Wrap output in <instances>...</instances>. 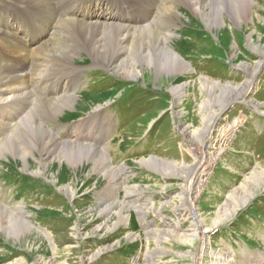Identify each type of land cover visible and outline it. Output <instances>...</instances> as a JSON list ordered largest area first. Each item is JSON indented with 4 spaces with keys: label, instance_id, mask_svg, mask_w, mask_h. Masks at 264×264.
<instances>
[{
    "label": "rangeland",
    "instance_id": "374dc122",
    "mask_svg": "<svg viewBox=\"0 0 264 264\" xmlns=\"http://www.w3.org/2000/svg\"><path fill=\"white\" fill-rule=\"evenodd\" d=\"M51 2L54 3V0ZM51 2L36 1L35 4L49 8ZM193 3V8L180 7L186 16L176 21L178 28L174 31L177 36L174 37L173 45L171 44L184 57L181 56L182 59L190 64L189 73L177 74L174 79H170L171 76L167 72L163 71L158 75L156 68L152 67L147 71L141 68L138 78L127 77L118 72L111 58L106 62L96 61L90 52L83 50L81 57L74 61V64L82 69L80 78L83 83L77 88L76 108H66L56 116L53 106H47L38 100L29 106L28 111L31 110L30 114L37 118L33 116L29 123L32 124L34 132L33 144H40L41 131L49 128L51 134L59 139L58 145L53 141L55 147L52 149L56 148L57 151L64 148L60 143L74 139L68 140L66 136L71 125L84 121L85 132L94 129L99 131L97 128L102 126V121L97 119V116L109 118V111H114V117L110 120L111 133L103 143L109 147L112 167L119 168L125 164L130 168L126 173L119 172L112 184L106 175L96 171L94 173L90 167L77 176L72 174L74 177L68 176L69 173L64 171L63 183H73L77 192V196L72 200L61 191L53 178L27 171L12 153L6 158L0 157V201L12 203V207L20 202L24 203L29 217L38 229L32 232L39 237L11 241L0 233V264H41V261L53 264H146L147 251L159 247L154 240L147 239L146 232H161L168 228V225L158 220L154 213H150L146 225L140 221L133 209H129L128 213L132 214L133 223L135 222L131 228L129 225H121L109 235H94L93 229L104 222V219L96 214L107 205H115L117 201H124L127 205L135 202L136 205L143 206L146 199H151L154 211L161 209L169 218L177 219L180 215H176L173 209L179 203L178 193L182 192L186 185L185 178L180 175L164 176L160 169L146 167L140 164V161L156 158L174 162L181 168L192 167L205 157V153L212 154L219 148L226 151L208 175L204 192L197 202L199 220H202L199 238L189 243L178 231L174 236L179 238L169 239V242L166 241L160 246L165 250V254H159L156 262L194 264L189 254L199 252L200 238L204 235L202 231L207 229L212 234H205V238L211 243V249H220L224 253L229 249L233 250L236 264H249L253 256L264 251V190L232 220L219 227L215 226L216 216L227 199L242 187L255 171L264 172V70L257 76L256 88L246 97V100H249L247 103L238 100L229 104L205 141L191 138L192 134L203 128V118L207 114L202 104L209 99L208 92L204 90V79L211 83L220 82L223 85L238 87L247 81L248 72L243 67L237 69V65H250L254 68L262 60L257 49L264 50V0H255L247 15L238 14L242 19L235 18L231 10L227 9L228 12H223L225 21L219 25H211L205 20L195 7V1ZM39 15L41 18L36 16L35 24L45 28L48 25L49 10ZM192 27L195 29L189 35L182 31ZM69 30L71 34L73 31L71 28ZM51 43H54V39ZM131 52L124 54L121 59L125 62L132 58ZM185 83L188 84L184 97H181L180 102H176L171 89ZM216 92L221 95L220 90ZM40 96L41 94L36 97ZM230 96L233 97L232 93ZM100 105L109 110L104 112L101 108V111L95 112L94 109ZM219 112L221 113V110ZM238 121L233 136L226 137L227 129ZM60 126L63 127L62 135L58 131ZM10 129L11 127L5 128L8 132ZM26 138L24 135L23 142L27 146H33L32 143L28 144ZM205 142L209 144V148H205ZM75 144H84L83 139L81 143ZM34 153L38 158V164L34 163V168L37 169L41 167L39 162L48 157H43L38 150H34ZM31 159L28 158L29 161ZM58 169L57 164V168L50 171L57 175ZM127 186L131 187L130 192L137 188V193L128 197ZM168 200L172 203L163 206ZM151 203L148 202L147 207H150ZM115 208L119 209L121 206L117 205ZM168 222L174 226L172 221ZM182 227L184 230H190L192 222L185 221ZM194 227L193 223V229ZM41 230L46 231L50 239L42 235L39 232ZM132 231L141 235V240L135 242L139 250L135 255L138 260L134 262L129 256L136 252V247L129 248L131 244L125 239ZM120 239L125 245L117 249L118 245L113 244ZM112 245L115 246L114 252L107 249ZM100 247H105L109 250L108 253L103 254L104 250L99 249ZM99 250L103 254L100 261L94 263L102 254L89 263L90 258ZM205 262L209 263L208 257H205Z\"/></svg>",
    "mask_w": 264,
    "mask_h": 264
},
{
    "label": "bare ground",
    "instance_id": "6f19581e",
    "mask_svg": "<svg viewBox=\"0 0 264 264\" xmlns=\"http://www.w3.org/2000/svg\"><path fill=\"white\" fill-rule=\"evenodd\" d=\"M36 1L51 2V0H5L4 2L0 0V157L6 158L12 153L27 171L53 178L61 191L72 200L77 196V192L73 183L68 185L63 183L64 171L72 177L84 173L87 167H90L93 172L106 175L110 180L109 183L112 184V180L120 174L119 172L126 173L130 168L125 164L119 168L112 167L109 147L103 143L111 133L110 120L114 117V111H109L111 114L110 117L108 115L109 118L97 116V119L102 121V126L97 128L100 129L99 131L94 129L85 132L84 121L71 125L66 136L68 140L74 139L70 140L71 142L60 143L64 148L57 151L56 148L52 149L55 147L53 141L58 145L59 139L51 134L49 128L41 129L40 144H33L34 132L32 124L29 123L34 115L30 114L31 110L28 111L32 102L38 100L42 104L53 106L56 116L66 108H76L77 88L83 83L80 78L82 69L74 64V61L81 57L83 50L90 52L96 61L106 62L111 58L118 72L124 73L127 77L138 78L141 75V68L147 71L152 67L156 68L158 75L163 71L167 72L171 76L170 79H174L177 74H187L191 71L190 64L184 61L171 46L174 37L177 36L174 31L178 28L176 21L186 16L180 7L193 8L195 1V7L200 15L211 25H219L225 21L223 12L227 9L231 10L235 18L240 19L238 14L247 15L255 3V0H54V3L51 2L47 8L38 6L35 4ZM47 9L49 10L48 25L45 28L38 27L35 24L36 16L41 18L39 14ZM70 28L73 31L72 35ZM129 52L133 57L124 62L121 58ZM257 52L264 58V50L258 48ZM135 57L138 59L136 60ZM260 64L261 62H258L254 68L250 65L241 66L247 70L248 78L238 87L223 85L220 82L211 83L204 79V90L208 92L209 99L202 104L207 114L203 118V128L192 134L191 138L205 141L229 104L238 100L248 102L246 97L255 87L254 80ZM187 84L172 87L171 91L176 102H180L181 97H184ZM216 90H220L221 95H218ZM231 93L233 97L230 96ZM39 94H41L40 98L36 97ZM101 108L104 112L109 110L102 105L94 110L99 112ZM33 118L37 119L35 116ZM238 123L239 121L226 128V137L233 136L232 133ZM40 124L43 125L42 122ZM7 127H11L10 132L5 130ZM62 130L63 127H58L60 135L63 134ZM24 135L28 144L32 143L33 146H27L23 142ZM81 139L84 144H75L81 143ZM89 141L96 143L100 148L94 146V143V145L88 144ZM209 147L205 142V148ZM34 150H38L42 156L44 155L43 157L47 156L50 160L43 158L39 162L44 168H34V165L38 164ZM225 151L226 149L219 148L212 154L205 153V157L192 167L181 168L174 162L160 161L156 158L140 161V164L146 167L160 169L164 176L180 175L185 178L186 185L182 192L178 193L179 203L173 209L176 215L180 216L174 220L163 214L161 209L154 211V203H151V199H146L143 206L136 205L135 202L127 205L124 201H117L115 205H120L121 208H115L116 206L111 204L96 214L97 217L104 219V222L93 229V234L109 235L121 225L127 226L132 218L128 210L133 209L140 217V221L146 225L150 213H154L158 220L168 225V228L161 232H146L147 239L154 240L159 246L147 252L146 264H157L158 255L165 254V250L160 246L169 239L179 238L174 236L178 231L188 239L189 243H192L195 238H199V231L202 229V220H199L197 212L198 199L204 192L208 175ZM28 158L32 159L29 161ZM57 164L59 172L55 175L50 170L57 168ZM126 189L129 191L128 197L137 193V188L134 192H130L132 189L129 186ZM262 190H264V172L255 171L252 177L227 199L216 216L215 226L219 227L232 220ZM148 202L151 203L150 207H147ZM171 203L168 200L163 206ZM11 204L0 201V233L11 241L39 238L32 232L37 228L29 217L27 206L22 202L13 207ZM169 220L174 226L170 225ZM189 220L192 222V228L184 230L183 222ZM39 232L50 239L46 231ZM208 232V229L202 231L204 235L200 238L199 252L189 254L194 264H206L205 257L209 258L208 264H236L233 250L228 248L229 251L224 253L220 249H211L210 241L205 238ZM126 237L131 241L139 238L138 234H128ZM208 246L210 248L207 249ZM113 247L115 246H109L107 249ZM101 254L102 251L99 250L90 258L89 263ZM41 264L53 263L41 261ZM249 264H264V251L253 256Z\"/></svg>",
    "mask_w": 264,
    "mask_h": 264
}]
</instances>
